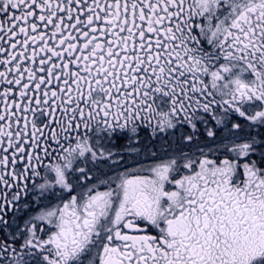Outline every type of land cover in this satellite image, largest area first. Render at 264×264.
Segmentation results:
<instances>
[{"label": "snow or ice", "instance_id": "obj_1", "mask_svg": "<svg viewBox=\"0 0 264 264\" xmlns=\"http://www.w3.org/2000/svg\"><path fill=\"white\" fill-rule=\"evenodd\" d=\"M0 264H264V0H0Z\"/></svg>", "mask_w": 264, "mask_h": 264}]
</instances>
